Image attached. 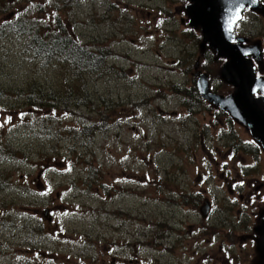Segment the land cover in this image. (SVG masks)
I'll return each mask as SVG.
<instances>
[{
	"label": "rangeland",
	"instance_id": "obj_1",
	"mask_svg": "<svg viewBox=\"0 0 264 264\" xmlns=\"http://www.w3.org/2000/svg\"><path fill=\"white\" fill-rule=\"evenodd\" d=\"M2 2L0 26L19 16L37 27L59 22L82 49L103 53V67L72 77L65 63L46 64L31 52L28 32L1 30L0 264L221 261L223 239L193 247L194 231L207 224L188 216L186 205L206 156L200 136L208 128L223 136L227 119L199 96L198 59V71L218 89L209 94L233 89L220 80L224 60L211 51L207 58L208 50L200 55L199 31L181 25L188 2ZM260 26L255 17L244 33ZM38 88L54 96L53 110L24 105ZM83 93L87 101L73 99ZM244 235L253 239L247 228Z\"/></svg>",
	"mask_w": 264,
	"mask_h": 264
},
{
	"label": "flooded vegetation",
	"instance_id": "obj_2",
	"mask_svg": "<svg viewBox=\"0 0 264 264\" xmlns=\"http://www.w3.org/2000/svg\"><path fill=\"white\" fill-rule=\"evenodd\" d=\"M254 1L258 4V10L245 8L242 21L233 30V36L235 40H243L242 46L246 48L259 46V60L254 61L250 58V61L254 68V77L264 78V36L260 34L262 24L264 25L261 11L264 8V0ZM255 17L259 18L261 26L245 34L244 31L248 30ZM244 19L247 20L244 26L247 29L240 34V24ZM180 23L188 25V20ZM254 31H257L255 35L259 44L253 42L255 35L251 33ZM232 45H236V41ZM206 50L207 47L200 51L199 44L200 55ZM230 87L234 92V88ZM254 97L264 98V95L258 93ZM224 115L227 119L226 124L223 125V136L215 137L209 134V128L206 135L200 136L201 151L206 152V156L202 161H198L199 171L192 178L191 184L198 189L197 192L192 190L191 184L188 191L184 189L189 193L186 201L188 216H197L207 224L194 231L197 235L192 241L193 247H199L202 241L214 245L218 240L223 239L222 241L226 243L222 244L220 250L224 257L215 263L264 264V148L260 141L252 137L248 127L235 122L227 114ZM235 126L241 128V134L232 133ZM204 143L207 145L204 146ZM222 151L223 156H221ZM191 207L197 208V215L190 211ZM220 221L224 224L223 230L226 234L224 237L221 236L223 230L215 229ZM246 228L251 231L253 239L248 240L244 235ZM192 230L193 228L189 227L188 234ZM252 249L253 252H250Z\"/></svg>",
	"mask_w": 264,
	"mask_h": 264
},
{
	"label": "water",
	"instance_id": "obj_3",
	"mask_svg": "<svg viewBox=\"0 0 264 264\" xmlns=\"http://www.w3.org/2000/svg\"><path fill=\"white\" fill-rule=\"evenodd\" d=\"M185 13L188 26L198 29L201 35L200 51L207 47L225 62L219 76L224 84L234 88L232 95L222 97L208 93V76L198 71L199 62L194 67L199 95L209 105L227 114L235 122L249 128L253 138L264 148V78L254 77L250 58L259 60V46H242L243 40H235L233 30L242 17L245 8L258 10L254 0H186ZM264 16V8L261 10ZM236 41V45L232 43ZM205 215L203 214V217Z\"/></svg>",
	"mask_w": 264,
	"mask_h": 264
},
{
	"label": "trees",
	"instance_id": "obj_4",
	"mask_svg": "<svg viewBox=\"0 0 264 264\" xmlns=\"http://www.w3.org/2000/svg\"><path fill=\"white\" fill-rule=\"evenodd\" d=\"M3 0H0V14L2 13L1 7L3 6ZM10 15V13L8 14ZM21 17V18H20ZM14 18V17H13ZM16 19V20H14ZM12 19V21L7 22V20H3L4 24L0 26V32L3 28L7 29L14 28L18 32L25 33L28 32L31 35L29 40V48L31 52L42 61H45L46 64L51 62L53 63H65L68 65L70 70L72 71V77L77 76V74H73L75 71L84 70L87 73H95L102 69L103 67V53L91 52L82 49L78 46L73 39H71L64 27L59 24V22L53 26L40 25L37 27L36 22H30L24 18V16H19L17 18ZM14 21V22H13ZM58 27V28H57ZM57 28V30H54ZM206 57L212 56V53L208 51L206 53ZM206 63V61H203ZM202 63V65H206ZM72 80L66 83V90L71 96L70 86L72 84ZM213 93H217L218 89L210 87ZM37 92L33 94V99H29L27 96V103L24 105L31 109H40V110H53L55 105L52 104L51 100L54 99V96L51 95L49 90L43 91L41 89H36ZM73 90V87H72ZM82 91V86H81ZM31 93V92H30ZM85 93L81 95H77L73 97L74 100L85 99ZM194 96H196L194 94ZM201 100V99H200ZM56 101V100H55ZM66 104V103H64ZM68 106V101H67ZM218 111V110H217ZM222 114V113H220ZM224 115V114H222ZM85 134V132L83 133ZM97 183V181L95 180ZM93 182L92 184H95ZM1 190V188H0Z\"/></svg>",
	"mask_w": 264,
	"mask_h": 264
}]
</instances>
